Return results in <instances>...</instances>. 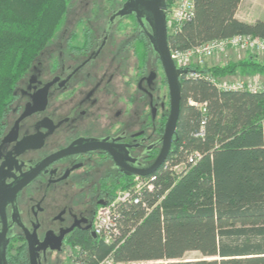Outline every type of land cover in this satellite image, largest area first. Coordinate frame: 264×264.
<instances>
[{
  "label": "flooded vegetation",
  "instance_id": "af4514ba",
  "mask_svg": "<svg viewBox=\"0 0 264 264\" xmlns=\"http://www.w3.org/2000/svg\"><path fill=\"white\" fill-rule=\"evenodd\" d=\"M126 2L93 4L95 14L72 23L66 13L61 34L13 92L0 127L6 264H30L28 238L37 263L49 264L77 235L93 237L98 207L136 176L126 170L146 169L160 153L168 82L145 15L120 14ZM127 17L134 25L122 35ZM176 139L175 133L164 162Z\"/></svg>",
  "mask_w": 264,
  "mask_h": 264
},
{
  "label": "trees",
  "instance_id": "16d2710c",
  "mask_svg": "<svg viewBox=\"0 0 264 264\" xmlns=\"http://www.w3.org/2000/svg\"><path fill=\"white\" fill-rule=\"evenodd\" d=\"M241 1L194 0L193 17L169 36V47L185 50L235 34L264 40V20L235 17ZM68 8L69 0H0V127L16 86L54 39ZM192 68L209 76L237 68L264 76V61L254 57ZM180 83L177 139L165 162L146 176L152 188H142L137 203H119L117 241L105 244L86 233L71 240L86 264L110 254L118 264H264V90H221L204 77L183 75ZM203 102L204 135L195 136L203 116L193 103ZM193 152L200 158L191 164ZM188 251L201 257L183 260Z\"/></svg>",
  "mask_w": 264,
  "mask_h": 264
},
{
  "label": "built area",
  "instance_id": "2783aa9c",
  "mask_svg": "<svg viewBox=\"0 0 264 264\" xmlns=\"http://www.w3.org/2000/svg\"><path fill=\"white\" fill-rule=\"evenodd\" d=\"M165 1V14H166V29L168 38L181 30L183 23L190 20L194 15V0H164ZM229 50H242L253 53L264 54V40L260 37L251 34H235L229 37L216 38L198 45H194L188 49H171L170 56L178 68H188L189 71L183 75L187 77H204L212 82L217 88L221 90H246L250 92H258L264 90V86L256 79L250 81H241L236 79L230 83L219 84L212 76L202 74L200 71L192 67L203 68L206 61L221 55ZM192 103V102H191ZM201 109L202 120L200 121L199 131L195 136L204 135V126L206 115V104L193 103ZM200 158L198 152H193L188 156V163H195ZM183 164L175 166V170L179 172ZM138 182L133 189L125 192H116L115 196L109 202L102 204L98 207L93 224L92 232L94 237L104 242L105 244H112L119 238V225L117 223V207L119 203L129 201L132 203L138 202L139 191L147 187L152 188L151 181L148 177L135 176ZM118 194V195H117ZM78 253L76 254L77 264H86L80 259V249L77 246ZM97 264H118L113 256L107 255L102 258Z\"/></svg>",
  "mask_w": 264,
  "mask_h": 264
},
{
  "label": "water",
  "instance_id": "95a60500",
  "mask_svg": "<svg viewBox=\"0 0 264 264\" xmlns=\"http://www.w3.org/2000/svg\"><path fill=\"white\" fill-rule=\"evenodd\" d=\"M165 1L164 0H127L123 9L120 11L121 15L135 11L137 18L140 19L142 14L145 15L151 32L149 39L153 45L154 50L157 52L165 76L167 78L168 87L170 91L171 108L170 115L166 125L165 135L163 138V145L158 154L155 162L146 169H133L126 170V173L136 176L146 177L153 174L164 162V159L169 152L173 135L176 133L177 121L180 113L181 103V83L180 77L185 75L188 68L176 67L174 61L170 56V47L168 44V34L166 29V14H165ZM29 112H25V116ZM120 159V157H119ZM119 165H121L119 160ZM94 236V234H93ZM30 247V264H38L36 260L35 251L32 249V241L28 238ZM0 241V264H6L4 248L1 247Z\"/></svg>",
  "mask_w": 264,
  "mask_h": 264
},
{
  "label": "rangeland",
  "instance_id": "374dc122",
  "mask_svg": "<svg viewBox=\"0 0 264 264\" xmlns=\"http://www.w3.org/2000/svg\"><path fill=\"white\" fill-rule=\"evenodd\" d=\"M106 1H109V0H69V8L66 12L67 17L64 16L63 20L60 22L56 30V34L58 33L61 34L60 30L63 27L65 17L67 18L68 22H71V23L75 22L80 16H85L89 14V12L91 14H95V12L97 11V7L93 8L92 7L93 4L96 5V4L103 3L104 5H106ZM118 1H119V6H120L122 2H124L125 0H118ZM238 7H239L238 15L242 20H245V21L254 20L255 18H260L261 20H263L264 18V0H242L240 2V6ZM108 17H109V13H103V17L101 19L105 20V19H108ZM122 21L124 22V26L122 29L123 32L121 34L124 35L125 34L124 31L132 30L131 27L134 25L133 23L134 21H133V18H129V17L122 19ZM44 49L42 51H44ZM42 55L40 57H43ZM249 57L251 58L254 57L256 60L260 62L264 61L263 53L258 54V53L246 52L242 50H229L226 53H223L218 56L216 55L215 57L206 61L205 67H216V66H226L228 64H238L239 62L246 60ZM254 75L255 74H251L249 72H242L240 68H237L236 71L232 74H227L224 76L213 75L212 77L214 78L216 82H218L219 84H222V83H230L232 81H235L236 79L247 82V81L252 80L253 79L252 76ZM259 82L264 86L263 81L259 80ZM137 183L138 182L136 181L135 178H133V180L128 183L120 182L119 187L116 189V192L123 193L125 191H129L133 189V187ZM76 247H77L76 244L67 242L64 245L62 253H60L59 255L53 253L50 256L49 264H77L76 254L78 253V249ZM200 257L201 255L199 252L188 251L183 255L182 259L192 261V260L199 259Z\"/></svg>",
  "mask_w": 264,
  "mask_h": 264
},
{
  "label": "crops",
  "instance_id": "0c3cea01",
  "mask_svg": "<svg viewBox=\"0 0 264 264\" xmlns=\"http://www.w3.org/2000/svg\"><path fill=\"white\" fill-rule=\"evenodd\" d=\"M239 6H240V4H239ZM238 10H239V7L237 8V11H236V14H235V17L237 18V19H239V20H242L240 17H239V15H238ZM260 18H255L254 20H242V21H245V22H249V23H252V22H254L255 20H259ZM261 20V19H260ZM263 20H264V18H263ZM252 78L253 79H256V80H261V81H263L264 82V76H262V75H258V74H255L254 76H252Z\"/></svg>",
  "mask_w": 264,
  "mask_h": 264
}]
</instances>
